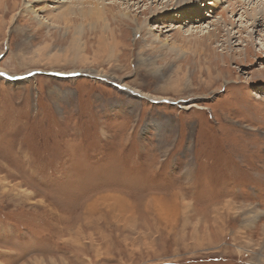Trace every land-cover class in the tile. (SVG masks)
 <instances>
[{"label": "rangeland", "instance_id": "obj_1", "mask_svg": "<svg viewBox=\"0 0 264 264\" xmlns=\"http://www.w3.org/2000/svg\"><path fill=\"white\" fill-rule=\"evenodd\" d=\"M51 1L0 0V72L29 75L0 74V264H264L259 0H214L217 30L172 16L209 0H104L111 29L25 4Z\"/></svg>", "mask_w": 264, "mask_h": 264}, {"label": "bare ground", "instance_id": "obj_2", "mask_svg": "<svg viewBox=\"0 0 264 264\" xmlns=\"http://www.w3.org/2000/svg\"><path fill=\"white\" fill-rule=\"evenodd\" d=\"M102 1H104V0H53V1H51L52 3H54V4H57V6H55L56 7V10H57V12L54 14V13H52V17L53 18H55V22H53L52 24L51 23H49V22H47V21H45L42 17H40V14H39V12H40V10H38V9H36L34 6H32V4L31 3H29V2H26L25 4H26V6H27V8H28V10H30L34 15H36V17L38 18V20L41 22V23H44V24H47L48 26H58V25H60L59 23L61 22V21H63L64 23H66L65 25H66V28H70V26H71V15L73 14V13H75L77 10H78V12H80L81 13V15H83V16H87V15H90V16H97L99 19H101L100 21H102V23H103V26H104V28H106V29H111V19H110V17H109V15L110 14H108V5H109V2H108V5L107 4H105L104 2H102ZM112 1V0H111ZM187 0H176V2L178 3V4H180V3H184V2H186ZM189 1V0H188ZM209 1H211L210 2V4L212 5V4H214V0H209ZM113 2V1H112ZM175 2V1H174ZM114 3V2H113ZM138 3H140L139 1L136 3V4H138ZM173 3V2H172ZM234 3H236V2H234ZM239 3H242V2H240L239 1ZM245 1L242 3L244 6H243V8L245 7V9H247L246 8V6H245ZM251 3H253L254 4V8H252V10H253V13H254V11H255V13L253 14V16H252V18L254 17L255 19H254V22H256V16H257V13H261L262 14V18H264V0H262V1H257V2H251ZM31 4V5H30ZM170 4V3H169ZM206 4V3H205ZM237 4V3H236ZM192 5V4H191ZM195 5H196V3H195ZM204 5V4H203ZM208 5V4H207ZM86 6H89L88 8H86ZM167 6L168 5H164V6H162L163 7V9L165 10V11H163L164 13L161 15V17H160V19L161 20H163L164 21V19H165V17L167 18L169 15H170V13H168V10L167 9H169V8H167ZM208 7H210V5H208ZM220 7V5L219 4H214L212 7H210V10H206L205 8L204 9H202V7L200 6H197V7H195V8H192V7H190L189 9H187V11L186 10H176L177 12H175L172 16L175 18V19H177V21H179V20H181L182 18L181 17H183V19H184V15H182V14H185L186 15V21L188 20L189 21V24L191 23L192 24V22L194 23H201V25H203V24H205L204 22H206V19H208V18H214L213 16V14H215L216 13V15L218 16H215V17H217V19L215 20V21H213V22H211L210 23V20H208V22L207 23H209V25L210 26H213L214 28H215V30H217L221 25H225V26H227V25H234V21L231 19V17L228 15V13L229 12H231V13H234L235 12V8H236V5L234 4V5H232L231 7H223V8H221V9H218L217 10V8H219ZM167 10V11H166ZM110 13V12H109ZM77 15V14H76ZM121 15L122 16H124V17H128L129 15H130V13H128L127 11L126 12H121ZM209 15V16H208ZM163 17V18H162ZM47 18V17H46ZM2 19V18H1ZM94 19V18H93ZM98 19V20H99ZM123 19V18H122ZM125 20H127V19H125ZM160 20V21H161ZM134 22V21H133ZM135 23H136V21H135ZM137 24V23H136ZM131 25V24H130ZM182 25V24H181ZM257 25H259V24H257ZM143 26V25H142ZM180 26H177V28L176 29H178ZM202 27V26H201ZM82 28H83V26L82 25H80L79 27H77V29H79V31H81L82 30ZM139 28L141 29V27H140V25H139ZM229 28V27H228ZM190 29V28H189ZM202 30H204L203 28H202ZM214 30V29H213ZM194 32V31H193ZM203 32V31H202ZM212 32H214V31H212ZM230 32V31H229ZM77 33V32H76ZM137 33V32H136ZM207 33V32H206ZM82 34V33H81ZM112 34H113V37H114V40H116L115 39V33H114V29H112ZM207 34H210V32L209 33H207ZM216 34V33H215ZM252 34V33H251ZM250 34V35H251ZM187 35V34H186ZM112 36V35H111ZM207 36V35H206ZM102 37V36H101ZM154 37L155 38H157L158 36L157 35H154ZM209 38V37H208ZM159 39V38H158ZM197 39V38H196ZM80 40V36H76V38H75V40H74V44H79V41ZM100 41H102V38L100 39ZM170 41V40H169ZM116 42V41H115ZM230 43V42H229ZM170 44V43H169ZM171 45V44H170ZM203 45V44H202ZM80 46V45H79ZM116 46V45H115ZM172 46V45H171ZM129 88V87H128ZM134 91H136V92H140L139 94H144L146 97H149V98H152V99H157L158 97L157 96H154V95H151V94H149V93H145V92H142V91H140V90H138V89H135ZM158 99H161V100H164V99H166V98H163V97H161V96H159V98ZM191 106V105H190ZM112 198V197H111ZM113 198L114 199H117V200H119L118 198H117V196H113ZM125 200V199H124ZM123 201V200H122ZM155 202H158V201H155ZM116 203V202H115ZM117 203H119L118 204V206L119 205H122V204H120V202L119 201H117ZM117 206V205H116ZM114 207V206H113ZM229 208V207H228ZM228 212H230V210L228 211ZM256 212H258V211H256Z\"/></svg>", "mask_w": 264, "mask_h": 264}, {"label": "water", "instance_id": "obj_3", "mask_svg": "<svg viewBox=\"0 0 264 264\" xmlns=\"http://www.w3.org/2000/svg\"><path fill=\"white\" fill-rule=\"evenodd\" d=\"M0 74H2L5 77H7L11 82H15V81L20 82V81H23L22 79L29 77V75L12 76L11 74L5 73V72H0ZM83 74L85 75V73H83ZM60 75L61 76H64V77H67V76L68 77H71V76L75 75V73H61ZM96 77H98V75ZM99 78H101L102 80L105 79V81H107V80L108 81H111L113 85L119 87L121 90L129 91V92L131 91V92L137 94L136 91H134L133 89H130V88H128L127 86H125L123 84H118V83L114 82L113 80L109 79L108 77L107 78H105V77H99ZM138 93H140V92H138ZM137 95L146 97L145 95H141V94H137ZM146 98L149 99V100L155 101L152 98H149V97H146Z\"/></svg>", "mask_w": 264, "mask_h": 264}, {"label": "crops", "instance_id": "obj_4", "mask_svg": "<svg viewBox=\"0 0 264 264\" xmlns=\"http://www.w3.org/2000/svg\"><path fill=\"white\" fill-rule=\"evenodd\" d=\"M105 197H106V196H105ZM110 199H112V198L110 197ZM89 200H90V199H89ZM97 202H98V198H96L94 201H90V202L86 203V206H88V205H90V204H92V203H93V205H95ZM78 238H80V236H79Z\"/></svg>", "mask_w": 264, "mask_h": 264}]
</instances>
